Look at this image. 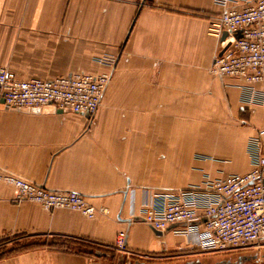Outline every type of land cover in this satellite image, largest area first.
<instances>
[{
	"label": "crops",
	"instance_id": "0c3cea01",
	"mask_svg": "<svg viewBox=\"0 0 264 264\" xmlns=\"http://www.w3.org/2000/svg\"><path fill=\"white\" fill-rule=\"evenodd\" d=\"M221 13L215 0H0V67L19 80L99 74L107 69L97 59L118 58L91 120L0 101V170L80 193L98 210L89 218L15 203L0 184V242H78L0 264H264V247L203 254L174 227L159 235L138 217L149 194L251 171L264 103L246 104L235 81L211 73ZM120 232L128 252L115 248Z\"/></svg>",
	"mask_w": 264,
	"mask_h": 264
},
{
	"label": "built area",
	"instance_id": "2783aa9c",
	"mask_svg": "<svg viewBox=\"0 0 264 264\" xmlns=\"http://www.w3.org/2000/svg\"><path fill=\"white\" fill-rule=\"evenodd\" d=\"M222 13L213 23L220 44L211 73L237 83L248 105L264 103V0H215ZM227 34L225 40L223 35ZM107 69L53 80H19L0 67V101L10 109H38L53 105L92 119L98 113L118 58L96 60ZM264 130L248 146L251 171L243 176L212 179L200 186L168 193L149 194L138 215L154 229L190 239L199 253L225 254L264 247ZM0 184L11 187L12 201L31 202L47 211H78L93 218L98 210L87 197L72 191H54L0 170ZM115 248L128 252L126 233L117 236Z\"/></svg>",
	"mask_w": 264,
	"mask_h": 264
},
{
	"label": "trees",
	"instance_id": "16d2710c",
	"mask_svg": "<svg viewBox=\"0 0 264 264\" xmlns=\"http://www.w3.org/2000/svg\"><path fill=\"white\" fill-rule=\"evenodd\" d=\"M19 239H14L12 241H2L0 242V260L4 259L7 256L18 254L21 252H25L31 250L38 246H49L51 248H57L60 250H75L76 244L78 242L73 240H64L60 239L58 241L52 242H37V243H30L27 244ZM76 245V246H75Z\"/></svg>",
	"mask_w": 264,
	"mask_h": 264
},
{
	"label": "water",
	"instance_id": "95a60500",
	"mask_svg": "<svg viewBox=\"0 0 264 264\" xmlns=\"http://www.w3.org/2000/svg\"><path fill=\"white\" fill-rule=\"evenodd\" d=\"M226 37H227V34L225 33V34L223 35V38H222V40H225V39H226ZM1 103H3V101H1ZM156 233H157V234H159V235H161V233H158V231H156Z\"/></svg>",
	"mask_w": 264,
	"mask_h": 264
},
{
	"label": "rangeland",
	"instance_id": "374dc122",
	"mask_svg": "<svg viewBox=\"0 0 264 264\" xmlns=\"http://www.w3.org/2000/svg\"><path fill=\"white\" fill-rule=\"evenodd\" d=\"M23 243V242H22Z\"/></svg>",
	"mask_w": 264,
	"mask_h": 264
}]
</instances>
